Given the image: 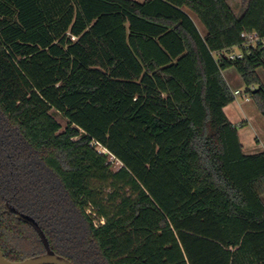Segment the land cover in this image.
Instances as JSON below:
<instances>
[{"label":"trees","instance_id":"1","mask_svg":"<svg viewBox=\"0 0 264 264\" xmlns=\"http://www.w3.org/2000/svg\"><path fill=\"white\" fill-rule=\"evenodd\" d=\"M253 32L264 0L240 17L227 0H0L5 258L45 252L9 204L74 264H264V151L245 154L223 76L264 117V49L219 55Z\"/></svg>","mask_w":264,"mask_h":264},{"label":"rangeland","instance_id":"2","mask_svg":"<svg viewBox=\"0 0 264 264\" xmlns=\"http://www.w3.org/2000/svg\"><path fill=\"white\" fill-rule=\"evenodd\" d=\"M139 1V0H136ZM231 1H236L237 4L245 2L246 4L248 3L249 0H231ZM195 24L197 25L199 31L204 35L205 31L203 26L199 23V21L192 16ZM235 74H237L235 72ZM261 76L263 77L264 80V72L261 70L260 71ZM238 75V74H237ZM241 83V86L239 87L240 93L242 94L241 96L236 97L237 101L240 103H244L246 100V97L248 94L246 93V87L244 84H242L241 79L239 80ZM239 83V84H240ZM238 84V85H239ZM235 92V91H234ZM237 106V105H236ZM235 108V106H234ZM233 112L229 113V117H231V120L236 123V126L238 127V131L242 136H244L245 140H251V142H254L255 137H261L264 136V118H262L254 105V103H250L247 105L245 112L241 110L239 106L235 109H231ZM53 118L60 124L62 128V132L67 128L68 126V120L60 113L56 111L51 112ZM247 121V122H246ZM260 138V139H261ZM98 151L101 154H105L106 151L103 150L101 147H98ZM109 163L112 165V170L117 172L121 169L122 164L117 161L114 157H109ZM87 213L91 215L92 219H94V224L96 226H100L102 222L97 219L96 215L92 214L93 210H88Z\"/></svg>","mask_w":264,"mask_h":264},{"label":"crops","instance_id":"3","mask_svg":"<svg viewBox=\"0 0 264 264\" xmlns=\"http://www.w3.org/2000/svg\"><path fill=\"white\" fill-rule=\"evenodd\" d=\"M136 1V0H134ZM146 0H139L137 2H140V3H143L145 2ZM228 4L230 5L231 9L233 10V12L235 13V15L237 17H240L246 10L247 8V4L245 2H241L239 4H237V2L235 1H231V0H227ZM236 70L235 69H229V70H226L225 72H223V76L228 84V86L230 87V89L232 90V92H236V91H239V87L241 86V83L239 82V80L241 79L242 81V84H244L242 78L240 77V75L238 74H235ZM259 75L261 77V80L264 84V80H263V77L261 76L260 72H259ZM240 83V84H239ZM239 84V85H238ZM246 97V100L244 103H240L237 101V99H235V102L232 103L231 105H229L228 107L225 108V113L229 119V121L236 126V123H234L232 120H231V117H229V113L233 112L231 109H235L237 108V106H239L241 108V110L243 112H245V109L247 107L248 104L250 103H253V101L248 100V96H244V98ZM237 105V106H236ZM255 105V104H254ZM235 106V108H234ZM256 106V105H255ZM257 108V106H256ZM258 110V108H257ZM259 112V110H258ZM260 116L262 118H264L261 113L259 112ZM247 122V121H246ZM239 137H240V140H241V143L244 147V152L246 155H256L258 153H261L264 151V136L261 137H255L254 138V142H251V140H245L244 136H242L239 132ZM261 138V139H260Z\"/></svg>","mask_w":264,"mask_h":264},{"label":"water","instance_id":"4","mask_svg":"<svg viewBox=\"0 0 264 264\" xmlns=\"http://www.w3.org/2000/svg\"><path fill=\"white\" fill-rule=\"evenodd\" d=\"M5 209L8 214H13L19 222H22L33 228V230L37 233L45 249V252L41 255L33 256L19 262H12L5 258L0 242V264H74L67 258L56 254L51 249L50 243L45 233L43 232L39 224L35 221V219L19 212L14 207H11L9 204H6Z\"/></svg>","mask_w":264,"mask_h":264},{"label":"built area","instance_id":"5","mask_svg":"<svg viewBox=\"0 0 264 264\" xmlns=\"http://www.w3.org/2000/svg\"><path fill=\"white\" fill-rule=\"evenodd\" d=\"M244 40L243 45L241 47L234 48L229 52H223L219 55H225L228 60L236 61L240 60L244 57V51H248L251 49L263 48L264 49V37L260 36L258 33H243L241 35ZM235 97L241 96L242 94L239 91L233 92ZM249 100V96L247 97ZM102 223H104L102 221Z\"/></svg>","mask_w":264,"mask_h":264}]
</instances>
